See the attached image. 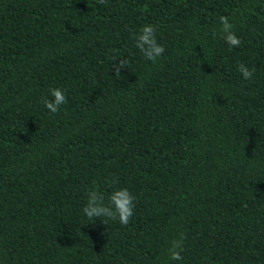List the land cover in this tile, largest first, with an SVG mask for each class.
Listing matches in <instances>:
<instances>
[{"label":"trees","instance_id":"trees-1","mask_svg":"<svg viewBox=\"0 0 264 264\" xmlns=\"http://www.w3.org/2000/svg\"><path fill=\"white\" fill-rule=\"evenodd\" d=\"M96 188L127 225L84 215ZM0 264H264V0H0Z\"/></svg>","mask_w":264,"mask_h":264},{"label":"clouds","instance_id":"clouds-1","mask_svg":"<svg viewBox=\"0 0 264 264\" xmlns=\"http://www.w3.org/2000/svg\"><path fill=\"white\" fill-rule=\"evenodd\" d=\"M104 3V0H100ZM221 32L224 34L223 39L230 47H239L241 40L233 32L234 25L229 22L228 17H219ZM157 27L154 25H145L140 29V34L135 37L136 48L140 50L143 56L155 63L161 57L165 48L158 44L156 39ZM129 67V61L125 58L119 59V64H114L113 70L117 78L120 77L121 69ZM238 71L245 80H250L255 74V69H249L244 63L238 65ZM48 97L43 98L42 103L49 112L56 114L60 111L62 105L67 103V98L64 90L61 88H50ZM109 199V203L105 204V195L98 188L89 190L87 194V203L83 208L84 215L90 220L95 221L99 218L106 225L108 220H117L127 225L134 215L135 197L128 189H119L114 191ZM186 237L181 234L179 239L171 242L168 249V257L171 261H180L183 259L182 252L184 251L183 244Z\"/></svg>","mask_w":264,"mask_h":264}]
</instances>
